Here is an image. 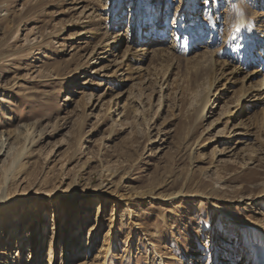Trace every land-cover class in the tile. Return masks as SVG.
Segmentation results:
<instances>
[{"label":"rangeland","instance_id":"obj_1","mask_svg":"<svg viewBox=\"0 0 264 264\" xmlns=\"http://www.w3.org/2000/svg\"><path fill=\"white\" fill-rule=\"evenodd\" d=\"M193 1L218 49H240L237 17L263 34V0H0V132L23 135L0 263L250 264L252 229L264 231V108H245L235 133L227 114L248 69L210 89L191 37L169 57L144 54L173 43ZM160 12L166 36L140 52L130 40ZM75 222L81 255L66 263Z\"/></svg>","mask_w":264,"mask_h":264},{"label":"bare ground","instance_id":"obj_2","mask_svg":"<svg viewBox=\"0 0 264 264\" xmlns=\"http://www.w3.org/2000/svg\"><path fill=\"white\" fill-rule=\"evenodd\" d=\"M261 4L264 6V0L263 2H261ZM191 5V13L189 14H191L192 16L184 18L183 26L175 25L176 27H172V33L175 32V35H177H174V39L172 41L173 43H170L165 47L159 45L151 46L150 50L148 52H145L144 54H147L150 57L159 58L167 56L168 53H177L180 50V45L177 44L178 35H182L184 38L188 36L191 37L190 42L195 43V45H193L195 46L194 49H197L199 51L203 50L201 54H197L196 56L206 57V63L208 65V68H210V70L212 69L213 72H215L212 76V82H209L210 89H214V87H216V84L218 83L217 80L219 77H221L222 80L226 81V83L231 80L232 78L226 77L229 75L231 77L234 72H237L239 70V67H235L236 64L238 66H244L245 68H247L248 72L243 77L242 95L236 101V105H234V107H231V111L227 112V114H229L230 120L232 118L236 119L237 117H239V119L236 120L237 122L239 121V123L233 128V132L235 133L236 130L243 129L244 125L241 120V113L245 108H256L255 106L257 105H260L264 108V31L263 34H257L253 24L246 23L242 16L237 17L238 22L235 28L237 30L236 34L238 36L239 45H241L240 49L236 46L232 47V49H229L228 45H223L221 47L222 49H218L216 44L220 41V32L215 28V25L213 23L210 27H208L204 20L200 19V17L198 16L201 11L199 10V4L193 1ZM149 13V15L152 17L153 15L151 14V11H149ZM158 17L159 19L157 20V22L153 24V32L147 31L146 33V26L144 24V20H142L138 27V30L140 29V36L135 35L134 32H136V29L133 32L134 34L132 36V39L130 40L131 44L133 46H139L141 48L140 52H144V49L142 47H145V45L153 43V41H157V39H162L163 36H166L165 30L168 27V22L165 23L166 20H164L162 12L158 14ZM241 19H243L244 21L243 27H241L240 25ZM208 33H210V36H212V38L209 37L208 39H206V35H208ZM184 38L182 40H184ZM141 42L142 45H140ZM242 42L245 44L243 51L241 50L243 46ZM174 53L172 54L174 55ZM232 63H234V66L231 65ZM231 66L233 69L231 71H228V68ZM256 77H259L258 82L252 84V80ZM217 94H219L218 90L214 95H211V98H213L212 102L217 100ZM122 107L123 106L121 105L120 111H122ZM227 134L229 135V132H227ZM22 136L23 135L21 133L16 132H0V222L4 221V216L11 215L13 210H15L14 206L18 207L20 205V203L17 202L18 200L9 198L7 196V191L4 186L7 185L9 179L12 178L14 172L13 170L17 166H19V158L21 157V155L17 153L16 145L22 139ZM2 138H4L3 142H1ZM101 219L102 213L100 212V206H98L97 217L95 218L94 223L89 226V236L93 234V232L95 231V226L98 224L99 221L101 222ZM73 225V230L75 228L73 232L75 234L73 235V238H71L70 249L66 254V263L71 260H77L81 255V253H79V241L82 238L80 230L81 227H83L84 225L82 224V226L80 227V225L76 222ZM252 230L255 232V234L258 233L259 235L255 236L257 238L256 241L247 247V251L244 253V256H247L245 261L247 262L249 260L250 264H264L263 228L253 227ZM9 244L10 243L7 242V245ZM21 244L22 243L18 241V247ZM87 246L88 244L85 246V248H87ZM4 251L6 250L4 249ZM4 251L0 250V256L5 255ZM10 255V252L6 254L7 257ZM249 256H251L250 259ZM10 263L11 262L8 261L5 264Z\"/></svg>","mask_w":264,"mask_h":264},{"label":"clouds","instance_id":"obj_3","mask_svg":"<svg viewBox=\"0 0 264 264\" xmlns=\"http://www.w3.org/2000/svg\"><path fill=\"white\" fill-rule=\"evenodd\" d=\"M243 23H244V21H243V19H241V21H240V25H241V27H243ZM229 41H228V39L227 40H225V42H224V44H227Z\"/></svg>","mask_w":264,"mask_h":264}]
</instances>
